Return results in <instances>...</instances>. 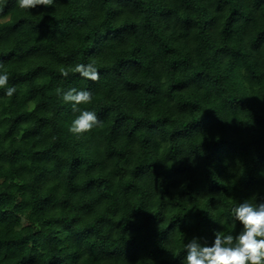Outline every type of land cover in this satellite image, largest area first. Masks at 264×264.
<instances>
[{"label": "trees", "instance_id": "1", "mask_svg": "<svg viewBox=\"0 0 264 264\" xmlns=\"http://www.w3.org/2000/svg\"><path fill=\"white\" fill-rule=\"evenodd\" d=\"M0 65V264H185L264 203V0H0Z\"/></svg>", "mask_w": 264, "mask_h": 264}, {"label": "clouds", "instance_id": "2", "mask_svg": "<svg viewBox=\"0 0 264 264\" xmlns=\"http://www.w3.org/2000/svg\"><path fill=\"white\" fill-rule=\"evenodd\" d=\"M17 3L20 9L31 10L38 6L51 7L54 0H17ZM72 71L91 81H98L100 78L92 63L78 64ZM61 75L67 77L69 73L61 70ZM8 81L6 71L0 74V88H6L5 94L12 97L16 88L7 87ZM57 92L62 94L64 102L72 103L74 111L79 110L78 105L92 101V93L89 91L71 89L62 92L57 89ZM100 123L95 112L82 111L72 122L69 131L74 135H82L92 131ZM231 211L234 219L242 224L243 230L235 237L232 234L223 235L222 232H217L211 246H202L199 238H192L184 245L187 250L185 264H264V203L252 204L245 201Z\"/></svg>", "mask_w": 264, "mask_h": 264}]
</instances>
